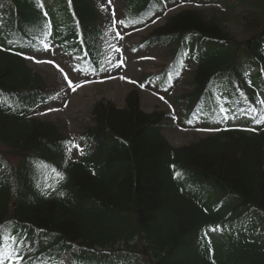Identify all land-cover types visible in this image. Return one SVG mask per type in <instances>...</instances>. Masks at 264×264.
I'll return each instance as SVG.
<instances>
[{
  "label": "trees",
  "instance_id": "16d2710c",
  "mask_svg": "<svg viewBox=\"0 0 264 264\" xmlns=\"http://www.w3.org/2000/svg\"><path fill=\"white\" fill-rule=\"evenodd\" d=\"M173 1L122 0L125 19L141 25ZM199 1L208 10L169 15L142 45L195 63L179 101L216 132L172 147L167 113L143 112L132 90L121 107L93 104L70 161L64 127L32 115L53 87L24 48L54 42L103 71L101 0H0V263L59 264L74 250L71 264H264V0ZM239 93L255 113L229 110ZM241 113L250 122L229 126Z\"/></svg>",
  "mask_w": 264,
  "mask_h": 264
},
{
  "label": "rangeland",
  "instance_id": "374dc122",
  "mask_svg": "<svg viewBox=\"0 0 264 264\" xmlns=\"http://www.w3.org/2000/svg\"><path fill=\"white\" fill-rule=\"evenodd\" d=\"M99 27L104 57L108 63L101 75H84L77 66V60L60 52L55 44L45 49L27 53L30 68L42 75L48 86L53 87L52 100L35 109V117L56 123L70 139L66 154L70 160H77L83 149L79 135L83 127L90 124V110L94 103L110 101L121 107L126 95L135 90L139 93L142 110L146 113L164 111L170 114L168 127L163 136L173 147L189 144L197 138L214 131L206 125L186 129L182 123V105L177 101L185 92V82L191 64L177 78L179 84L168 88H154L147 78L167 69L172 64L171 46L156 45L143 47L141 41L165 19L182 9H205L197 0H176L166 5L153 19L141 26L126 22L122 0H101ZM224 8V7H222ZM229 14V12H227ZM226 14V15H227ZM228 30L237 39L245 33L234 15L224 18ZM121 21L123 23H121ZM71 82V83H70ZM220 235H216L218 237ZM223 240V238H218ZM69 257H61L60 264H69Z\"/></svg>",
  "mask_w": 264,
  "mask_h": 264
},
{
  "label": "snow or ice",
  "instance_id": "6c2138e0",
  "mask_svg": "<svg viewBox=\"0 0 264 264\" xmlns=\"http://www.w3.org/2000/svg\"><path fill=\"white\" fill-rule=\"evenodd\" d=\"M121 23H123V22L121 21ZM70 83H71V82H70ZM222 110H223V109H222ZM73 147L79 149V146H78V145L73 144V145H71V146L69 147L68 150L71 151ZM80 151H81V153L83 152L82 149H80ZM179 175H180V174L177 173V176H179ZM57 176H58V179H59V180H62V179H63V176H62L61 174L58 173ZM49 187H51V186H49ZM60 195H63V193H60ZM2 227H3V226H0V228H2ZM7 238H8V239H14V237H12V236H9V237H7ZM22 260H23V257L17 255V257H16V264H19V262L22 261Z\"/></svg>",
  "mask_w": 264,
  "mask_h": 264
}]
</instances>
